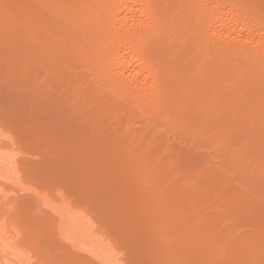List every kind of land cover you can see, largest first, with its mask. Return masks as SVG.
Returning <instances> with one entry per match:
<instances>
[{
	"label": "bare ground",
	"instance_id": "obj_1",
	"mask_svg": "<svg viewBox=\"0 0 264 264\" xmlns=\"http://www.w3.org/2000/svg\"><path fill=\"white\" fill-rule=\"evenodd\" d=\"M262 1L0 4V42H14L0 55V71L15 65V76L33 84L45 73L50 87L67 83L74 101L82 99V121L91 119L94 138L115 141L112 170L153 205L160 264H264ZM4 135L0 264L59 263L43 250L42 206L59 215L66 239L115 264L119 252L83 212L53 206L44 189L27 185L13 139Z\"/></svg>",
	"mask_w": 264,
	"mask_h": 264
},
{
	"label": "rangeland",
	"instance_id": "obj_2",
	"mask_svg": "<svg viewBox=\"0 0 264 264\" xmlns=\"http://www.w3.org/2000/svg\"><path fill=\"white\" fill-rule=\"evenodd\" d=\"M4 3V0L0 1L1 6H6L3 5ZM10 41L12 40L0 42V45H4L0 47V55L2 51V55H4L9 48L13 47L14 42ZM4 42L6 43L4 44ZM16 71L18 72V67H15V65L9 73L6 70L4 72L3 69L0 71V131L3 135L5 134L4 136L8 135L11 140H14L9 143L12 145L14 142L13 147H16L14 149L22 164L21 168L27 170L26 173L31 179L26 184L35 187L40 186L42 191L45 190L47 196L51 197L48 198L45 195L48 201L54 199L53 202L50 200L52 205L54 202L57 207L58 205H65L64 207H66V204H70V209L73 207L71 209L73 212L74 209L83 212L85 217L93 223L96 231L101 233L99 235L105 236L103 235L105 233V237L109 238L119 252V259L114 261L115 264H160L162 259L158 254L160 253V243L157 237L159 233L157 234L155 226L151 222L153 220L151 201L149 200V203L142 196L141 190L129 186L130 184L122 176V172L114 169L115 173L113 174L115 175L112 174L114 170L111 168L113 166L110 161L113 160L111 159L113 158L111 153L114 152L115 141L113 142L112 138L110 141L108 139L105 142L98 141L100 139L98 135H95L94 138L90 128L91 119L89 123L88 121H82L84 117L88 116L85 114L86 108L81 106L83 104L80 103L82 99L80 101L78 95L76 100L80 102L74 101L67 83H64L66 87H62L61 84H59L61 87L56 86L58 88L55 86L50 87V80L46 78V74L43 72L44 74H41L40 79L37 81L40 84L43 80L40 88V86H35L38 85L35 84L36 81L34 84L32 83L34 82L33 77V81L25 83L29 81L28 78L30 77H25L22 81V78H19L21 73ZM12 72L13 74H19V77L10 74ZM19 83L21 84L19 85ZM49 93L50 95H48ZM73 106H75L74 110ZM77 120L80 121V126ZM105 152L107 155L111 152L108 156L110 160L107 155L105 156ZM102 153L103 157L105 156L104 160L102 159ZM107 160L110 164L106 163ZM170 160L167 162L169 163ZM172 167L175 168L174 173L180 171V165L172 164ZM106 168L108 170L110 168L111 171H107ZM14 192H16V195L22 194L20 191L17 194V190L13 191V195H15ZM56 203L58 204L56 205ZM47 208L49 209L48 206L40 208L42 210L40 216L42 215L43 226L41 232H39V235H43L44 238L41 237L44 242L42 243V246L44 245L43 250H47L45 253H50L47 256H53L52 258L60 264H102L98 258H95L96 256L89 252V249L79 244L76 246L77 242H74V244L70 238L66 239L69 235L65 237L67 231L59 225V222L62 223L61 218L56 215V212H52ZM79 214L81 213L79 212ZM57 221L58 224H56ZM49 223L54 224V226L48 225ZM46 228L47 230H45ZM57 229H60V231L64 229L62 232L64 231L66 234L61 232L64 237L59 235L60 231H57ZM35 230L37 231V229ZM50 235L53 237L50 238ZM50 243L52 244L49 245ZM59 263L56 262V264Z\"/></svg>",
	"mask_w": 264,
	"mask_h": 264
}]
</instances>
